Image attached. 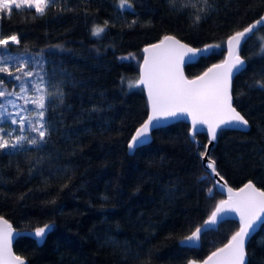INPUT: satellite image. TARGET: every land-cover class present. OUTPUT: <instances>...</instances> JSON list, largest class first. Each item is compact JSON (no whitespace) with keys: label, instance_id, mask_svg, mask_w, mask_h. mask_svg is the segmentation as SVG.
<instances>
[{"label":"trees","instance_id":"obj_1","mask_svg":"<svg viewBox=\"0 0 264 264\" xmlns=\"http://www.w3.org/2000/svg\"><path fill=\"white\" fill-rule=\"evenodd\" d=\"M118 5L56 0L43 16L15 8L0 14V35L20 40L8 47L42 61L47 90L64 93L62 104L53 97L42 147L0 151V217L27 232L12 246L27 264H188L204 260L238 229L239 222L228 219L195 248L181 245L224 198L200 163L207 132L201 126L197 149L180 119L127 154V142L147 117L144 93L128 82L137 80L143 46L165 35L192 47L220 45L183 67L186 78L198 76L223 59L229 35L264 14V0H208L207 6L203 0H131L124 11ZM106 23L100 36L92 35ZM261 35L264 26L240 49L247 70L231 83L232 104L249 128L218 133L208 156L232 189L249 181L264 191ZM0 79L10 91L17 84L4 73ZM45 225L50 230L38 244L35 229ZM246 246L247 264H264V228Z\"/></svg>","mask_w":264,"mask_h":264},{"label":"snow or ice","instance_id":"obj_2","mask_svg":"<svg viewBox=\"0 0 264 264\" xmlns=\"http://www.w3.org/2000/svg\"><path fill=\"white\" fill-rule=\"evenodd\" d=\"M175 0H169L174 4ZM56 0H0V14L17 10L34 9L37 15L43 16ZM205 6L208 0H203ZM121 11L131 9V0H119ZM204 12L205 9H199ZM202 17H195L198 23ZM95 26L93 36H100L105 27ZM264 26V16L255 22L235 31L227 39L228 56L224 61L213 64L195 79L184 76L183 66L203 58L206 53L220 45H207L203 48L192 47L172 35H165L159 43L143 49L144 58L140 65L139 78L129 81V89L143 86L147 90L150 112L147 119L135 129L127 142L130 152L146 146L150 142L152 131L160 127L163 120L186 116L190 118L193 132L190 133L193 143L196 134L207 129L209 143L217 139L218 133L225 130H242L248 125L245 117L232 104L231 83L235 75L247 70L245 60L239 55L240 49ZM260 53L264 55V35L258 37ZM19 45L17 35L3 37L0 35V73L7 74L17 82L13 90L6 87V81L0 79V151H19L25 144L31 147H42L50 133L47 112L52 106L53 97L63 103V91L51 93L47 90L45 75H42L43 62L36 58H20L8 46ZM27 56V53L24 54ZM37 67L40 71H37ZM35 77V79H34ZM264 88V84H260ZM23 99V105L14 101ZM29 105L32 110H29ZM9 107L17 108L15 112ZM26 113V114H25ZM7 128V130H6ZM29 134H25V133ZM34 134V135H30ZM199 145L197 143V149ZM207 156V150L201 153V159ZM208 175L215 177V161L207 159ZM206 177H202L201 181ZM222 179V178H221ZM226 187V185H225ZM214 188H209V198L213 197ZM227 199L215 204L200 226L195 227L181 241L182 245H198L201 236L214 230L230 214L238 217L239 226L221 248L212 252L202 264H247L246 242L257 231L264 228V191L257 189L252 182L246 183L238 191L227 187ZM49 225L35 229V237L42 241L50 230ZM13 238L12 226L0 217V264H25V261L11 250ZM195 264V262H191Z\"/></svg>","mask_w":264,"mask_h":264},{"label":"water","instance_id":"obj_3","mask_svg":"<svg viewBox=\"0 0 264 264\" xmlns=\"http://www.w3.org/2000/svg\"><path fill=\"white\" fill-rule=\"evenodd\" d=\"M262 16H264V14L262 15ZM261 17V16H260ZM260 17H258V19L260 18ZM256 21V20H255ZM255 21H252V22H250L249 24H251V23H253V22H255ZM242 30V29H241ZM233 34V33H232ZM231 34V35H232ZM231 35H229V36H231ZM229 38V37H228ZM227 38V39H228ZM163 39V38H162ZM177 39H179V38H177ZM227 39L225 40V42H224V45H223V47H224V55H223V59L222 60H220L218 63H221L222 61H224L225 60V58L228 56V46H227ZM180 40V39H179ZM160 42V40L159 41H157V42H154V44L155 43H159ZM187 44V43H186ZM152 45V44H151ZM148 46H150L149 44H147V45H145V46H143V48H142V54H141V63L138 65V68H137V72H138V75H137V79L139 78V72H140V65L143 63V58H144V52H143V49L145 48V47H148ZM190 46V45H189ZM200 48H202V47H200ZM242 57V56H241ZM243 58V57H242ZM244 59V58H243ZM217 63V64H218ZM186 65V64H185ZM184 65V66H185ZM213 65V64H212ZM212 65H209L208 66V68L209 67H211ZM183 66V67H184ZM208 68H206V70L208 69ZM205 70V71H206ZM205 71H203V72H205ZM183 72H184V70H183ZM203 72H201L200 74H198V76L199 75H201V74H203ZM185 76V75H184ZM236 76V75H235ZM197 77V76H196ZM196 77H191V78H188L187 77V79H189V80H191V79H195ZM233 79H234V77H233ZM233 79H232V81H233ZM140 88H141V91H142V93H144V98H145V101H146V103H147V116H148V114H149V112H150V108H149V102H148V95H147V90L143 87V86H140ZM232 102H233V99H232ZM147 119V117L144 119V120H146ZM180 119H184L186 122H188V124H189V131H188V133H189V136H188V138H189V140H191L192 141V138H191V136H190V133H192L193 132V129H192V125H191V120H190V118H188V117H186V116H179V117H177V118H173V119H168V120H163V121H161L160 122V127H167L168 125H170V124H172L173 122L175 123V122H178ZM141 123H143V122H141ZM140 123V124H141ZM140 124H139V126H140ZM138 126V127H139ZM137 127V128H138ZM159 127V128H160ZM199 127H201V126H199ZM249 128V126L247 125V127L246 128H243L242 130H238V131H240V132H242V131H246L247 129ZM230 130H232V129H230ZM135 132V131H134ZM134 132H133V134H134ZM205 132H207V129H206V127H205ZM132 134V135H133ZM131 135V136H132ZM151 137H152V135L150 136V140H151ZM206 138H207V144L206 145H204V151H203V153L205 152V150H207V156L205 157V159L204 160H202L201 159V157H200V163L202 164V168L207 172V173H210V170H206V168H205V166L204 165H206V162H207V159H208V156L210 155V153H209V151L212 149V147L216 144V142L215 141H212L211 143H209V137H208V135H206ZM130 140V139H129ZM196 141V140H195ZM199 145V144H198ZM126 152H127V154L129 153V154H131L132 152H130L129 151V149H128V147H127V150H126ZM134 152V151H133ZM215 166H216V164H215ZM210 176V175H209ZM210 179L213 181V184H215V188H216V190L219 192V194H221L224 198L223 199H227V196H228V193H227V187H230V185L229 184H227L226 182H225V180H223V179H221L220 177H219V175L218 176H215V177H212V176H210ZM249 182V181H248ZM248 182H245V184L246 183H248ZM225 185H226V187H225ZM254 185V184H253ZM255 186V185H254ZM243 186H240V187H238V188H235V189H233L234 191H238L240 188H242ZM257 188V187H256ZM257 189H259V188H257ZM260 190V189H259ZM228 219H230L231 221H238L239 222V220H238V217H235V214H230L228 217H226L225 218V221L226 220H228ZM5 220V219H4ZM223 222V221H222ZM9 223V222H8ZM10 224V223H9ZM200 226V225H199ZM238 230V229H237ZM257 231H258V229H257ZM256 231V232H257ZM12 232H13V238H12V241H11V250H12V253H13V255H15L14 254V252H13V243H14V241H15V239L19 236V235H21V236H23V235H26L27 234V232L26 233H21V231H17V230H14V228L12 227ZM255 232V233H256ZM254 233V234H255ZM253 234V235H254ZM35 235V234H34ZM252 235V236H253ZM251 236V237H252ZM250 237V238H251ZM249 240V239H248ZM36 241H37V243L38 244H41L42 243V241H40L39 240V238H36ZM228 242V241H227ZM248 242V241H247ZM247 242H246V244H247ZM182 245V244H181ZM182 246H184L185 247V245H182ZM195 246L196 245H194V246H187V247H190V248H195ZM224 246V245H223ZM222 245L221 246H219V248H221V247H223ZM247 247V246H246ZM218 249V248H217ZM216 251V250H215ZM214 252V251H213ZM211 253L212 252H210L208 255H206V257H205V259H207V257L209 256V255H211ZM16 256H19V255H16ZM19 257H21V256H19ZM24 261H25V264H27V262H26V259H24L23 257H21ZM204 259V260H205ZM247 260H248V257L246 256V262H247ZM192 262V261H191ZM191 262H189L188 264H191ZM202 262H203V260H199V261H196L195 262V264H202Z\"/></svg>","mask_w":264,"mask_h":264},{"label":"rangeland","instance_id":"obj_4","mask_svg":"<svg viewBox=\"0 0 264 264\" xmlns=\"http://www.w3.org/2000/svg\"><path fill=\"white\" fill-rule=\"evenodd\" d=\"M34 79H35V77H34ZM14 102H15L18 106H19V105H23V103H24L23 99H21V100H15ZM28 107H29V110L31 111V110H32V106L29 105ZM8 110L11 111V112H15V111H17L18 109H17V108H11V107H9ZM25 114H26V113H25Z\"/></svg>","mask_w":264,"mask_h":264}]
</instances>
